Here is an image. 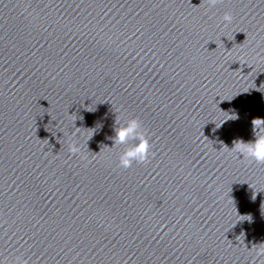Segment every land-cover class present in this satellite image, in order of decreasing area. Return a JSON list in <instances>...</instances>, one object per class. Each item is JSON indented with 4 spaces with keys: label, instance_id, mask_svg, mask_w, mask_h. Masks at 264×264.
Returning a JSON list of instances; mask_svg holds the SVG:
<instances>
[{
    "label": "water",
    "instance_id": "obj_1",
    "mask_svg": "<svg viewBox=\"0 0 264 264\" xmlns=\"http://www.w3.org/2000/svg\"><path fill=\"white\" fill-rule=\"evenodd\" d=\"M129 118L152 155L125 169ZM254 118L264 0H0V254L264 264V164L229 149Z\"/></svg>",
    "mask_w": 264,
    "mask_h": 264
},
{
    "label": "clouds",
    "instance_id": "obj_2",
    "mask_svg": "<svg viewBox=\"0 0 264 264\" xmlns=\"http://www.w3.org/2000/svg\"><path fill=\"white\" fill-rule=\"evenodd\" d=\"M209 3L215 5L217 0H209ZM222 19L226 24H230L233 17L230 12H225ZM251 123L253 139L249 141L237 139L233 142V146L228 148L250 161L264 164V118H254ZM113 131V146H123V150L119 155V166L121 168L127 169L132 166L133 162L143 163L148 161L152 155V145L142 131L141 122L138 118L127 119L118 127H114ZM75 134L73 133V135ZM132 141H135V143H130ZM69 150L76 153L79 151V146L72 143L69 145ZM250 250H254L257 257H264V243H260L255 249L250 248ZM0 264H28V260L17 256L10 261L8 257L0 254Z\"/></svg>",
    "mask_w": 264,
    "mask_h": 264
}]
</instances>
